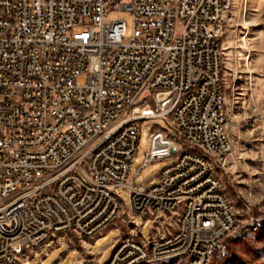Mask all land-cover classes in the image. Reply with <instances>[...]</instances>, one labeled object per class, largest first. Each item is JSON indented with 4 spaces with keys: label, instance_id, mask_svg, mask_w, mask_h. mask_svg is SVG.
Wrapping results in <instances>:
<instances>
[{
    "label": "built area",
    "instance_id": "2783aa9c",
    "mask_svg": "<svg viewBox=\"0 0 264 264\" xmlns=\"http://www.w3.org/2000/svg\"><path fill=\"white\" fill-rule=\"evenodd\" d=\"M233 1L0 0V264L96 239L124 207L120 189L128 229L104 264H210L227 251L238 217L219 175L232 150L221 37ZM112 10L131 13L130 38ZM156 118L176 136L150 133L140 169L165 166L136 184L143 121Z\"/></svg>",
    "mask_w": 264,
    "mask_h": 264
},
{
    "label": "rangeland",
    "instance_id": "374dc122",
    "mask_svg": "<svg viewBox=\"0 0 264 264\" xmlns=\"http://www.w3.org/2000/svg\"><path fill=\"white\" fill-rule=\"evenodd\" d=\"M111 18L127 22L126 38L133 34L134 20L127 10H112ZM225 105L229 120L232 150L219 175L237 212L236 229L228 238L226 252L213 253L210 264H264V0H234L223 22ZM83 80V79H82ZM161 129L171 136L176 132L162 118L144 120L139 152L133 163L136 184L158 181L164 161L155 160L140 169L149 149V135ZM124 207L116 222L96 239H90L93 255H86L81 264H104L112 256L121 230L128 229L127 205L131 199L125 189L119 190ZM141 222L143 219L138 216ZM154 226L149 221L144 233L149 238ZM113 241V243H112ZM82 241L72 236L69 243L54 247L42 262L33 258L29 264H80ZM60 257V259H58ZM92 257L98 262H91ZM58 259V260H57ZM155 264H170L160 262ZM175 264H186L177 260Z\"/></svg>",
    "mask_w": 264,
    "mask_h": 264
},
{
    "label": "crops",
    "instance_id": "0c3cea01",
    "mask_svg": "<svg viewBox=\"0 0 264 264\" xmlns=\"http://www.w3.org/2000/svg\"><path fill=\"white\" fill-rule=\"evenodd\" d=\"M125 220V219H124ZM123 220V221H124ZM122 231V230H121ZM72 236H75V235H72ZM72 236H71V240H72ZM76 237V236H75ZM112 243H113V241H112ZM81 247H79V249H80V251H81V253H80V259L77 261V262H79V261H81V263H83L82 262V259L88 254V255H93L92 254V251H91V242L90 241H85V242H82L81 243ZM72 248H76V245L74 246L73 245V247ZM90 250V252H91V254H89V251ZM95 258V257H94ZM58 259H60V257L58 258ZM57 259V260H58ZM96 260H97V258H95ZM80 263V262H79ZM80 263V264H81ZM90 262H88L87 264H89Z\"/></svg>",
    "mask_w": 264,
    "mask_h": 264
},
{
    "label": "water",
    "instance_id": "95a60500",
    "mask_svg": "<svg viewBox=\"0 0 264 264\" xmlns=\"http://www.w3.org/2000/svg\"><path fill=\"white\" fill-rule=\"evenodd\" d=\"M169 145L168 141L163 140L161 134H157L154 139V148L167 147Z\"/></svg>",
    "mask_w": 264,
    "mask_h": 264
}]
</instances>
